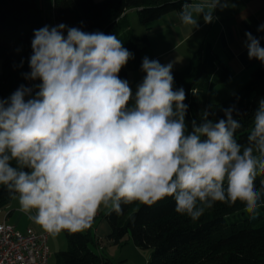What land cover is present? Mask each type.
<instances>
[{
  "label": "clouds",
  "instance_id": "1",
  "mask_svg": "<svg viewBox=\"0 0 264 264\" xmlns=\"http://www.w3.org/2000/svg\"><path fill=\"white\" fill-rule=\"evenodd\" d=\"M228 0H184L179 20L189 39L202 17ZM258 31H264L260 25ZM66 32V35H65ZM249 60L264 64L260 39L246 32ZM31 86L0 98V185L45 231L82 232L101 206H152L166 197L175 211L198 220L216 202L237 201L252 219L264 196V99L242 145L235 106L214 120L205 109L186 123L183 87L173 88V63L142 59L136 91L120 71L134 54L114 34L85 32L64 23L33 32ZM23 60L21 61V66ZM211 108V106H209Z\"/></svg>",
  "mask_w": 264,
  "mask_h": 264
},
{
  "label": "trees",
  "instance_id": "2",
  "mask_svg": "<svg viewBox=\"0 0 264 264\" xmlns=\"http://www.w3.org/2000/svg\"><path fill=\"white\" fill-rule=\"evenodd\" d=\"M184 0H54V15L58 21L85 32L100 31L117 35L124 47L134 54V59L120 71L119 77L127 79L129 71L141 68L142 52L151 45L147 34L132 32L127 13L137 8L141 24L149 25L169 12L180 10ZM50 26L39 0H0V98L9 97L21 84L23 73L30 71L28 60L32 53L31 40L35 29ZM23 65L21 66V61ZM173 88L183 87L188 105L186 123L199 116L202 110L224 118L223 109L235 106L242 124L236 139L244 145L251 121L259 101L264 99V64L259 65L251 77L236 93L221 102L209 98L213 86L231 76L228 67L209 48H198L189 63L173 69ZM211 106V108H209ZM264 175L255 181L259 190ZM14 196L0 185V209ZM122 214L101 211L110 225L108 241L120 243L127 236L140 248L151 249L146 264H264V196L257 217L233 219L244 212V205L216 202L196 221L175 211V201L166 197L152 206L134 202L123 205ZM232 218V219H231ZM231 219V220H230ZM230 220V221H229ZM93 226V225H92ZM92 226L86 231H64L69 248L56 255L60 264H106L105 253L99 250L104 239H97ZM93 245L95 248H93Z\"/></svg>",
  "mask_w": 264,
  "mask_h": 264
},
{
  "label": "crops",
  "instance_id": "3",
  "mask_svg": "<svg viewBox=\"0 0 264 264\" xmlns=\"http://www.w3.org/2000/svg\"><path fill=\"white\" fill-rule=\"evenodd\" d=\"M53 2L54 0H39L50 26L63 23L55 18ZM228 3L229 7L223 11L217 9L214 12V16L218 19L213 23L205 24L201 17L198 20L199 27L193 29L189 39L185 38L187 29L179 20L180 10L169 12L152 22L149 27L143 24L138 25L139 33L147 34L151 39V45L142 52V59L147 56L149 59L159 60L161 64L171 62L173 69H180L189 63L198 48H209L218 55L231 72L229 78L212 87L209 98L213 102L227 99L240 90L251 77L252 72L262 65L259 60H249L245 47V33L251 32L253 36L260 39L261 46L264 47V31H258L259 26L264 25V0H228ZM131 11L135 12L138 17L137 8H131L124 11L116 20L122 18L126 13L129 16ZM144 75L141 68L129 71L126 80L129 81L133 94ZM215 90L216 95H214ZM214 97L216 98L213 99ZM99 211H104V207L101 206ZM100 218L102 217L95 218L92 223V228L95 231L93 234L99 241L107 238L110 233L109 225L102 236L98 234L103 220L102 218L98 221ZM3 221L14 224L20 230L33 227L38 231H45L43 228H36L35 223L29 218V214L20 210L18 197L15 196L0 209V222ZM104 249L105 244L102 242L99 250L104 252Z\"/></svg>",
  "mask_w": 264,
  "mask_h": 264
},
{
  "label": "built area",
  "instance_id": "4",
  "mask_svg": "<svg viewBox=\"0 0 264 264\" xmlns=\"http://www.w3.org/2000/svg\"><path fill=\"white\" fill-rule=\"evenodd\" d=\"M33 83L39 81H29L26 86H31ZM100 214L99 211L95 218ZM49 234L47 231H38L33 227L20 230L12 223L0 222V264H48Z\"/></svg>",
  "mask_w": 264,
  "mask_h": 264
},
{
  "label": "rangeland",
  "instance_id": "5",
  "mask_svg": "<svg viewBox=\"0 0 264 264\" xmlns=\"http://www.w3.org/2000/svg\"><path fill=\"white\" fill-rule=\"evenodd\" d=\"M127 19L129 22H131V27L133 26L132 32L134 34L136 35L144 34V33H139L140 31L138 30V25L140 26L142 24L139 21L138 17L136 16L135 12L131 11ZM0 72H1V60H0ZM215 92L216 90L214 91V95L217 94ZM215 98L216 97H214L213 99ZM106 210H109V209L104 208V213L106 212ZM248 216L250 215L244 211L243 213L237 214L233 219H243ZM101 219L102 218H100L98 221H100ZM34 226L36 228H42L40 225L36 223ZM108 228H109V223L106 220V218H103L102 226L100 228V233L98 234L102 236L103 232ZM92 232L95 233L93 228H92ZM104 244H105V249L103 251L104 253H106L105 255V257L107 258L106 264H146L150 258L151 249H144V248L138 247L133 242V240L128 238L127 236L120 243L108 241L106 238H104ZM69 246H70L69 241L64 231L60 232L57 235L49 234L50 259H49L48 264H60L58 262L56 253L59 250L68 249ZM93 248H95L94 245H93Z\"/></svg>",
  "mask_w": 264,
  "mask_h": 264
}]
</instances>
